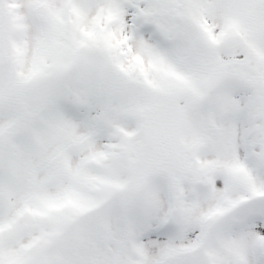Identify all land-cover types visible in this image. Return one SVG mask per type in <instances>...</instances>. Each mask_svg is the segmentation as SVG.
Listing matches in <instances>:
<instances>
[{
	"label": "snow or ice",
	"instance_id": "snow-or-ice-1",
	"mask_svg": "<svg viewBox=\"0 0 264 264\" xmlns=\"http://www.w3.org/2000/svg\"><path fill=\"white\" fill-rule=\"evenodd\" d=\"M0 264H264V0H0Z\"/></svg>",
	"mask_w": 264,
	"mask_h": 264
}]
</instances>
